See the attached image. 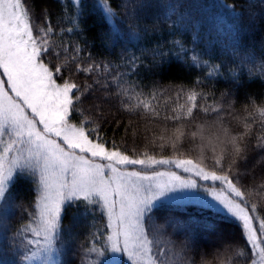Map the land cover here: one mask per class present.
Returning <instances> with one entry per match:
<instances>
[{"label": "trees", "instance_id": "1", "mask_svg": "<svg viewBox=\"0 0 264 264\" xmlns=\"http://www.w3.org/2000/svg\"><path fill=\"white\" fill-rule=\"evenodd\" d=\"M123 3L124 0H109V6L119 15L117 30L106 22L99 0H80L78 27L71 20L77 10L73 0L63 3L25 0L35 29L54 28L51 39L54 50L60 49L61 55L53 64L68 61L65 78L70 70L72 79L81 86L93 84L97 79L100 85L119 81L108 93L98 86L94 91L95 97L109 96L100 101L106 116L100 131L109 142L114 140L126 147L133 158L147 150L157 158H190L207 171H216L212 167L213 148L216 156L223 148L217 143L218 137L223 139L219 130L228 129L232 136L247 133L238 141L244 148L242 155L229 158L224 169L228 171L234 160L231 170L237 176V186L245 190L249 205H257L255 214L261 223L264 221V116L259 109L264 108V0H144L145 6L137 9L134 21L124 15ZM169 4L177 7V14L166 18ZM225 5H234L236 11ZM180 14L183 23L178 22ZM130 23L138 25L139 38H129ZM69 28L74 30L69 32ZM174 41H180L185 49L183 53ZM77 45L82 49L79 53L75 51ZM64 46L69 47L67 53L63 52ZM157 52L168 55L161 58L155 55ZM194 55L198 57L196 62L192 60ZM133 57L137 58L134 62ZM97 63L101 64L99 71L75 74L77 64L87 67ZM190 91L200 94L199 107L195 119L182 123L187 124L189 136L196 126L205 125L203 140L198 134L195 143L185 141L178 151L170 142L168 147L159 148L164 141L155 138L166 128L171 134L178 126L166 121V117L176 114L173 109L179 112L180 105H185L186 110ZM138 99L150 102L159 115L142 107L125 109V104L134 106ZM93 102L89 96L81 107L88 109ZM203 107L209 111L204 112ZM79 119L74 116L73 122ZM97 123L93 116L88 127ZM154 139L155 148L151 146ZM228 147L233 150L232 145ZM36 194L31 177L18 175L9 196L16 202L22 201L30 210ZM83 211L82 207L64 210V243L57 245L58 264H88L89 259L102 262L110 255L97 257L86 251L101 248L105 243L98 239V233L95 237L93 233L103 227L106 217L99 212L95 217L85 216ZM153 216L155 223L148 224L154 238L153 250L161 255L164 264H236L237 261L251 264L254 260L250 246L241 238L238 223L217 210L194 204H161ZM29 220L27 212L16 210L10 217L8 231L15 234ZM23 251L10 249L6 237L0 235L3 264H21L19 255Z\"/></svg>", "mask_w": 264, "mask_h": 264}, {"label": "snow or ice", "instance_id": "2", "mask_svg": "<svg viewBox=\"0 0 264 264\" xmlns=\"http://www.w3.org/2000/svg\"><path fill=\"white\" fill-rule=\"evenodd\" d=\"M73 3L77 10L71 20L78 27L80 0H73ZM144 6V0H135L131 4L124 0L121 5L124 15L133 21L137 9ZM225 6L236 11L234 5ZM99 7L106 22L118 30L119 15L109 6V0H99ZM176 14L175 5L166 6V18ZM177 19L183 23V14ZM128 27L129 38H139L138 25L130 23ZM73 30L68 29L69 32ZM54 35L51 26L34 28L25 0H0V235L6 237L10 249L24 250L19 255L21 264L34 259H40L42 264H56L57 245L64 243L63 213L68 207H82L85 216L95 217L99 212L106 217L103 227L93 233L94 237L98 233V239L105 243L101 248L92 247L86 251L97 257L106 253L111 255L102 262L89 259L88 264H122L125 257L129 264H164L161 255L153 250L154 238L148 224L150 221L155 223L153 213L158 206L171 202L208 207L219 205L238 223L241 238L255 256L251 264H264V221L260 223L258 236L252 227L256 219L253 214L258 208L256 204L249 205L245 190L237 186V176L231 170L234 160L228 171L224 169L229 158L242 155L244 148L238 141H242L247 133L232 136L228 129L219 130L223 139L218 137L217 143L223 148L219 156L213 148L212 167L216 171H207L190 158H157L147 150L133 158L126 147L122 148L114 140L109 142L100 131L106 119L100 101L109 96L95 97L94 91L98 86L108 93V89L119 81L100 85L97 79L93 84L81 86L72 79L70 70L65 78L68 61L53 64V60H58L61 55L60 49L54 50L51 39ZM174 43L181 53L185 51L180 41ZM68 51L69 47L64 46L63 52ZM75 51L79 53L82 49L77 45ZM155 55L163 58L168 54L157 52ZM136 59L133 57V62ZM192 60L196 62L198 57L194 55ZM104 67H108L107 62ZM100 68L99 63L87 67L77 64L75 74L90 75ZM199 95L190 91L186 110L185 105H180L179 112L173 109L176 114L166 117V121L171 120L178 126L171 134L166 128L155 138L164 141L159 148L168 147L170 142V146L178 151L185 141L195 143L198 134L203 140L205 125L196 126V131L189 136L187 124L182 123L195 119ZM89 96L95 102L84 109L81 104ZM124 107L129 111L132 107H142L159 115L151 103L144 100L138 99L134 106L125 104ZM202 110L209 111L207 107ZM259 112L264 116V108ZM74 116L81 119L74 123ZM93 116L99 123L89 128ZM155 139L153 148L157 147ZM229 145L233 150H229ZM161 166L166 169L159 170ZM173 167L191 175L185 178L172 170ZM18 175L31 177L37 192L30 210L22 201L16 202L9 196ZM193 175L198 180L193 179ZM209 181L219 182L223 187L218 191L205 183ZM16 210L27 212L30 220L12 234L8 231L9 221ZM0 264H3L2 260Z\"/></svg>", "mask_w": 264, "mask_h": 264}, {"label": "rangeland", "instance_id": "3", "mask_svg": "<svg viewBox=\"0 0 264 264\" xmlns=\"http://www.w3.org/2000/svg\"><path fill=\"white\" fill-rule=\"evenodd\" d=\"M165 169H166V166H161V168L159 170H165ZM172 170L177 171L179 174L183 175L185 178H188L191 175L189 173H183L182 170H177L174 167H173ZM192 178L198 180V178L195 177L194 175L192 176ZM205 183H207L209 186L216 187L218 191L223 187L222 185L219 184V182H216L215 184H213L210 181L209 182H205ZM165 204H169V205H182V204H177L175 202L165 203ZM203 207H208V206H203ZM209 208L221 212L225 217H227L228 219L236 222L228 213H226L225 211H223L219 205H217L215 207H209ZM253 215L256 217V219L254 220L252 227L257 230V235L259 236V234H260L259 233L260 220L258 219V217H257V215L255 213ZM58 257L59 256H58V252H57L56 255H55L56 264H58ZM254 259H255V257H254ZM26 264H42V261L40 259H34V260L30 261V262H26ZM122 264H129V262L127 261V258L126 257L123 259Z\"/></svg>", "mask_w": 264, "mask_h": 264}]
</instances>
